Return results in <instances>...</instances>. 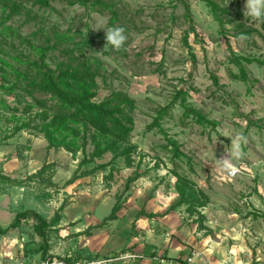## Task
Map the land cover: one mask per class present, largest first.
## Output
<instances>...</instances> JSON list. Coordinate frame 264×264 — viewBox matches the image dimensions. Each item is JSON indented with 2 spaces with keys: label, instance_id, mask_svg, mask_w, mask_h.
Masks as SVG:
<instances>
[{
  "label": "rangeland",
  "instance_id": "rangeland-1",
  "mask_svg": "<svg viewBox=\"0 0 264 264\" xmlns=\"http://www.w3.org/2000/svg\"><path fill=\"white\" fill-rule=\"evenodd\" d=\"M109 2L116 4L117 26L126 28L128 41L122 53L101 55L96 51L106 43L107 13L59 0L48 7L25 0L21 13L6 20L8 10L0 5V57L10 66L4 67L6 86L20 83L11 95L0 91V226L26 210L47 220L60 216L49 231L52 258L138 264L175 250L174 264L195 250L211 260L209 245L219 243L263 264L264 67L242 61L245 82L233 59L264 61V22L246 19L245 0H213L222 23L204 0ZM8 27L34 47H53L46 59L52 70L68 63L64 50L90 64L98 74L96 102L113 92L134 101L129 164L118 157L97 171L111 154L83 164L81 152L47 148L34 129L40 122L35 101L46 98L25 90L14 73L27 75L35 55L5 33ZM184 106L214 125L198 124ZM162 110L159 127L147 130ZM222 134L246 139L244 157L236 162L246 170L234 178L214 164L231 144ZM177 181L187 182L205 206L190 211L189 202L181 203ZM115 206V220L105 221ZM34 225L27 219L0 236V264L43 261Z\"/></svg>",
  "mask_w": 264,
  "mask_h": 264
},
{
  "label": "trees",
  "instance_id": "trees-1",
  "mask_svg": "<svg viewBox=\"0 0 264 264\" xmlns=\"http://www.w3.org/2000/svg\"><path fill=\"white\" fill-rule=\"evenodd\" d=\"M32 1L35 4L48 7L51 2L56 0ZM59 1L67 2L70 5L79 4L85 8L90 7L100 14H109V27L117 26L119 21L116 4L109 2V0ZM204 1L215 19L219 23H222L221 17L217 13L218 8L213 0ZM24 2L25 0H0V5H3L4 9L8 10L6 20L19 15L24 7ZM5 33L18 39L23 44L29 45L34 52L35 59L29 65L30 70L28 74H21L16 70H14V73L24 81L25 90L27 89L30 93H38L46 98L35 101V105L40 113L38 115L40 122L35 124L34 129H37L42 134L47 142V148L54 151L63 149L73 156L81 152L83 155L81 163L83 164L95 163L105 155L111 154L112 160L107 164H99L96 167L97 171H105L108 167L112 166V162L118 157H122L125 163L129 164L133 151V147L130 146L129 141L134 128V101L124 93L113 92L104 100L96 102L98 74L93 71L90 64L80 63V58L75 56L73 50L62 51L68 63H60L56 69L52 70L46 63V59L47 55L51 51H54L53 47H34L27 38L21 37L10 27L6 28ZM76 51L82 52L78 49ZM118 52L122 53V50ZM233 61L239 68L241 80L245 82L248 78L242 61L247 64L254 63L264 67L263 60L234 58ZM4 67L10 66L0 57V91L4 92L3 94L5 95H11V91L16 89L20 83L16 82L13 88L6 86L8 72ZM184 109L185 115L187 117L191 116L198 124L214 125V123L208 121L200 112L193 108L184 106ZM165 113L166 110L159 112L157 118L154 120V126H148L147 130L159 127L158 121ZM28 127V125L20 126L15 131H21ZM137 178L138 176L135 174L127 182L132 183ZM178 181L180 182L181 180ZM178 181L177 191L181 194V203L189 202L190 211L205 206L206 202H201L187 182L180 184ZM116 209L117 206L113 208L105 221L115 220ZM27 219L35 222L34 232L41 241L39 251L42 259H51L52 257L48 255L50 251L49 231L62 220L60 216L47 220L42 214L33 210L19 212L15 215L14 220L9 226H0V236H4L11 230L19 228L21 223Z\"/></svg>",
  "mask_w": 264,
  "mask_h": 264
},
{
  "label": "clouds",
  "instance_id": "clouds-1",
  "mask_svg": "<svg viewBox=\"0 0 264 264\" xmlns=\"http://www.w3.org/2000/svg\"><path fill=\"white\" fill-rule=\"evenodd\" d=\"M243 15L246 19L264 22V0H245ZM93 30L98 31L100 29L93 28ZM104 31L106 43L102 51H96L98 55L109 49L114 51L125 49L128 37L125 34L126 30L123 26H112ZM222 135L228 137L231 140V144L227 148L225 147V154H222L220 158L214 159V164L220 171L231 176L237 171L236 162L242 160L244 157L243 145L246 143V139L240 134L235 136Z\"/></svg>",
  "mask_w": 264,
  "mask_h": 264
},
{
  "label": "crops",
  "instance_id": "crops-1",
  "mask_svg": "<svg viewBox=\"0 0 264 264\" xmlns=\"http://www.w3.org/2000/svg\"><path fill=\"white\" fill-rule=\"evenodd\" d=\"M66 216V212L63 211V213ZM212 242V241H211ZM213 243V242H212ZM204 245V244H203ZM210 246V252H212L211 255V263L212 264H252L250 260H248L247 255H241V253L236 252V250H232L230 252H228L229 250L224 248L222 245H220L219 243H213ZM204 247V246H203ZM206 247V246H205ZM202 248V249H206V248ZM175 251V250H174ZM170 250L167 254L165 253L163 256L166 262L171 263L170 261L172 259H174V254L175 252ZM232 253H236V257L235 256H231L230 254ZM179 255H182L181 253H179ZM157 256H154L153 259H144L141 262H139L138 264H160L158 263L159 260L156 259ZM183 258V257H181ZM181 258L179 260L176 261V263L174 264H182L184 261L181 260ZM158 261V262H157ZM259 262H262L264 264L263 260H258ZM120 264V263H119Z\"/></svg>",
  "mask_w": 264,
  "mask_h": 264
},
{
  "label": "built area",
  "instance_id": "built-area-1",
  "mask_svg": "<svg viewBox=\"0 0 264 264\" xmlns=\"http://www.w3.org/2000/svg\"><path fill=\"white\" fill-rule=\"evenodd\" d=\"M246 167L240 164H237V171L229 177L234 178L238 174H241L242 171H245ZM121 259H128V260H136V256L130 255H122ZM160 264H170L166 262L164 259L159 260ZM24 264V263H19ZM39 264H101L98 262H88V261H75L72 260L70 257H53L51 259L43 260ZM182 264H211V260L208 256L205 255L204 252L199 250L192 251L184 260Z\"/></svg>",
  "mask_w": 264,
  "mask_h": 264
}]
</instances>
